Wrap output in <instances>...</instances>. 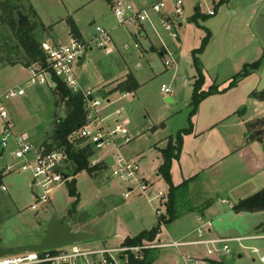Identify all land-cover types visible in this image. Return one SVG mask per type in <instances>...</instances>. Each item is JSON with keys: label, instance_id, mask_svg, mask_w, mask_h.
<instances>
[{"label": "rangeland", "instance_id": "obj_1", "mask_svg": "<svg viewBox=\"0 0 264 264\" xmlns=\"http://www.w3.org/2000/svg\"><path fill=\"white\" fill-rule=\"evenodd\" d=\"M133 1L138 7H144L155 0ZM165 2L168 13H171L172 0ZM183 2V13L173 19L172 32L159 27V33L167 37L163 42L170 53L164 56V49L154 48L157 52H152L147 48L142 37L136 39L134 34L138 32L140 26L120 24L111 4L105 0H0V95L18 87L24 88L28 94L8 101L5 107L9 117L5 120L0 118V138L3 134L8 136L7 147L3 148L0 142V171L3 172L8 167L12 168L10 173L4 174L2 181L8 192L0 189L2 245H16L40 239L54 216L61 220L70 218V224L76 232L93 234L94 237L88 243L95 242V245H107L112 248L123 244L130 228L133 231L141 229L140 222L146 223L142 224L146 229L157 225V210L163 209L167 194L166 182L158 176L157 171L163 161L162 156L156 150L148 149L144 138L135 139L133 133L135 130L143 129L150 119H156L165 112V109H170L166 112L173 115L168 123L172 132L175 133L185 126V108L191 102L197 75L193 52L201 48L207 30L212 36L205 49L207 52L205 60H202V55L199 58L202 69L204 65L212 67L219 63L213 70L224 78L231 75L230 73L233 76L240 73L244 61L250 64L262 58L261 69L255 72L254 77L251 75L245 77L248 81L239 92L243 93L242 96L246 95L253 91L260 81L261 89L264 88V44L255 30V21L260 17L259 15H264V0H234L231 5L220 6L218 9H216L218 0H183ZM11 4L15 5V9L16 6L23 8L24 14L29 17L33 26L30 36L41 47L45 43L51 45V42H57V39L63 44H56L55 47L67 45L70 37L73 38L71 34L69 36L67 19L72 18L77 22L83 34L78 40L86 46V51L83 53L84 64L75 67V75L83 88H91L99 97L107 99L108 90H116L126 79L124 77L127 73L128 75L132 73L138 78L142 87L131 93L129 97H125L126 99L121 98L118 103L116 100L115 102L111 100L112 105L105 113L121 107L124 109V118L131 121V126L128 127L131 143L121 148L124 157H130L126 155L130 148L138 145L144 148L146 145L144 157L132 159L140 165L139 179L149 184L144 195L136 191L125 198L124 194L128 192L130 186L111 176L110 167L113 163L111 154L99 152L95 154V158L104 161L107 168L103 171L95 172L94 175L84 171L74 177L73 170L68 168L73 176L72 181L76 179V197L70 194V189L66 186H60L51 192L48 204L37 202L36 195L30 188V174L17 169L21 161L14 155L16 151L14 137L27 134L36 147H46L47 150L51 144L52 148L56 147L52 139L56 121L64 119L69 108L54 89L34 86L30 83V68L37 63L33 64L30 61L16 36V24H14L16 10L11 9ZM196 9L200 10L201 15L208 16L215 12L217 16H211L206 20L202 17L196 18ZM233 9L237 10L235 15L230 13ZM156 16L152 15L154 18ZM250 17L255 20L247 29L246 22ZM92 22L95 24L90 27L89 24ZM96 26L110 31L117 44L111 53L94 44ZM143 26L147 35L155 39L150 26L147 23ZM136 43L140 45L139 49L134 48ZM123 44H128L130 49H122ZM161 46V43L157 44V47ZM143 47L147 49V53H143ZM225 55L226 60L218 62ZM166 61H171L172 65L167 67ZM138 62L141 63V67L137 66ZM230 64L237 65L232 72ZM163 85L172 89V97L178 102L177 105L165 102L166 95L161 91ZM115 98L116 96L111 97V99ZM118 140L122 138L119 137ZM93 160L92 157L91 164ZM160 192L164 198L157 197ZM200 200L196 198L194 201H183L179 210L186 212L187 209H192L195 215L200 212L199 207L203 204V200ZM133 202H136L141 210L129 206ZM233 203L230 198L225 205L215 199L213 211L222 212L223 216L212 225L223 238L241 240L229 243L231 256L220 255L210 264H261L259 257L264 254V238L252 237H264V229L258 230V227L264 223V212L236 215L229 210ZM74 205L75 212L70 214ZM32 206H36V209H32ZM177 226L178 223L167 228L163 226L156 241L170 242L167 230ZM254 249L260 253H252ZM180 251L184 255L205 256L204 247H184ZM153 254L156 258L159 252L156 250Z\"/></svg>", "mask_w": 264, "mask_h": 264}, {"label": "built area", "instance_id": "obj_2", "mask_svg": "<svg viewBox=\"0 0 264 264\" xmlns=\"http://www.w3.org/2000/svg\"><path fill=\"white\" fill-rule=\"evenodd\" d=\"M172 2L171 13L167 11L165 0H155L144 7H138L133 0H112L111 7L120 24L138 25L141 27L143 24L148 23L156 30L152 15H157L162 27L166 31L172 32L173 19L181 16L184 8L183 0H172ZM210 15H215V12ZM95 31L94 44L96 47L111 53L117 46L110 31L101 26H96ZM134 48L139 49L140 45L136 43ZM122 49L129 50L130 46L124 44ZM165 50L166 54H170L166 47ZM44 51L45 64L37 63V65L30 68V83L34 86L55 89L57 87L56 79H58L72 93L81 94L84 98L87 122L77 132L76 137L83 140L86 144H90L95 154L99 152H105L106 155L108 153L111 154L113 161L110 167L111 176L130 186L128 192L124 194L125 198H128L129 195L136 191L144 195L149 188V184L147 181L139 179L140 165L138 162L121 154L122 144L118 143L117 140L118 137H121L124 144L131 142L128 122L124 118V109L120 107L109 114L105 113L106 109L112 105V102L102 99L91 89L83 88L75 75V67H78V63L86 51V46L79 40L70 38V42L67 45L58 47L44 46ZM165 64L168 67L172 65V62L166 61ZM161 91L166 97H171L173 94L172 89L165 85L162 86ZM25 96L26 91L22 87L11 89L1 94L0 118L5 120L9 117L5 107L8 101ZM128 96L129 94H125L122 98ZM0 142L3 148L7 147L8 136L3 134ZM14 144L16 146L14 155L16 159L21 161L17 169L30 174V188L35 193L39 204H48L50 202V194L54 189L66 186L67 182L71 183L73 176L68 171V156L63 148L47 150L46 147H36L27 134L14 137ZM95 154L92 165L103 164L104 161L95 158ZM11 169L8 167L4 170L5 174L10 173ZM0 189L8 192L5 185H2ZM157 197L164 198V195L160 192ZM163 206V209L157 210L158 218L167 215L165 204ZM32 209L35 210L36 206H32ZM199 221L203 223L196 229V237L194 239L172 240L170 242L155 241L141 246L121 245L117 248L82 242L43 251L4 256L0 258V264H129L131 256H134L135 259H140L145 250H180L184 247H204L205 250L204 257L190 254L184 255V260L188 264H210L211 261H215L216 257L220 255L231 256L232 252L229 243L241 239L212 237L209 235L213 227L212 222L205 221L202 216L199 217ZM252 238L260 239L264 237ZM252 253L259 254L260 252L254 249ZM259 261L264 264V254L260 255Z\"/></svg>", "mask_w": 264, "mask_h": 264}, {"label": "crops", "instance_id": "obj_3", "mask_svg": "<svg viewBox=\"0 0 264 264\" xmlns=\"http://www.w3.org/2000/svg\"><path fill=\"white\" fill-rule=\"evenodd\" d=\"M233 1L234 0H226V3L222 6H229ZM33 10L35 11V9ZM197 12H200V10L196 9V13ZM236 12V9L230 10V13L232 15H235ZM215 16H217V13L215 14ZM254 20L255 18L250 17V19L246 22L247 29L251 27ZM153 22L156 26V30H154L150 24H147L150 26L151 30H153L155 39L147 35L143 25L134 35L136 39L142 37L147 45V48L152 52H157L156 50L154 51L153 48H162L166 52V45L164 44L163 39L167 37L166 35L164 36L163 33H159V27H162V25L158 16H156L155 18L153 17ZM94 24L95 22H92L89 24V26L92 27L94 26ZM180 26L182 25L180 24ZM141 30H144V32H141ZM158 43H161L162 46L157 47ZM56 44L59 45L63 43H61L57 39V42H51V45L46 43L43 44L42 49H44V46L55 47ZM144 52L147 53V49H144L143 47V53ZM159 53L161 54V56H163V53L161 51H159ZM165 55L166 53L164 54V56ZM206 55L207 52H204L201 56L203 57L202 60H205ZM226 58L227 56L225 55L224 57H221L218 62L226 60ZM84 62L85 55H83V57L79 61L78 67L82 66ZM244 62L242 63V65L247 64L246 61ZM216 65L218 66L219 63ZM216 65H213L212 67L211 65H204V91H208L211 85L219 86V90L221 91L223 88H226L228 86V83L233 77L232 73H230L231 75H227V77L221 78L220 75L213 70V68H216ZM137 66L141 67L142 65L140 62H138ZM236 66L237 65L230 64L229 67L231 68V72L232 70H235L234 68H236ZM255 74L256 73H252L251 76L254 77ZM127 75L128 73L124 78H126ZM134 77L139 84V88L142 87V84L139 82L138 78L136 76ZM246 81H248V79H242L240 84L235 88L229 89L226 92L215 93L205 98L200 103L197 113L192 118L193 129L191 133L184 135L180 157L173 160L170 171L172 184L175 187L174 198L176 216L173 222L165 225L164 227L167 228L174 223H178V226L176 228L167 230L168 238L171 241L194 239L196 237L195 231L201 223L199 221L200 215L204 218L205 221H210L212 222V224L216 220L221 219V217L223 216L222 212L213 211V208L215 207V199L220 200L224 205L227 204L229 198L233 200L234 203L229 208V210L234 212L233 208L239 201L246 199L264 189V136L261 140H253L251 139V134L248 130L249 123L264 118V100L253 96L255 92H264V88L261 89L260 81L253 91H250L246 95L242 96L243 93H240L239 91L244 87L243 85H245ZM125 94H129L130 96L131 93H121L110 89L107 92L108 98L104 100L108 102H112L111 100L115 102L116 100V102L118 103ZM26 95H28L27 92ZM114 96H116V98L111 99V97ZM173 99V104L177 105L178 102L175 98ZM191 102L185 108V126L175 133L174 131L172 132L168 125L173 116L170 115V113H167L168 111H170V109H165V112L167 110L166 113L164 112L160 114L156 119H150L148 123H146V125L143 127V129L135 130L133 133L135 135V139L144 138L148 149H154L162 156L163 161L157 170L158 176L160 178H162V176L159 173V169L164 162L162 152L167 148L170 140H174L177 137L179 132L190 128L189 117L192 111ZM113 111L107 112V114ZM127 122L128 127L131 126V121L129 119H127ZM118 143L122 144V147L125 145L123 139L120 141L118 140ZM146 145L144 148H146ZM144 148H140L138 145L127 150L126 155L130 156L128 159L132 160L136 157H144V154L146 153V150ZM166 185L167 194L165 202L167 201L169 193V185L167 183ZM196 198H199V200L201 198V200H203V204L201 202L202 205L201 207H199V213H195L194 215V213L191 211L192 209H187L186 212H182L179 210V206H182L183 201H194ZM135 203L136 202H133L129 204V206L132 205V207H134L135 209L141 210L140 206ZM244 214L246 213L236 215ZM140 223L141 229H138L139 231H133L132 228H130L132 231L129 229V235L126 237V239L134 238L143 231H151L155 227L152 226L149 229H146V227L142 225L146 223ZM212 228L209 232L210 236L223 237L214 230V226ZM43 236L44 234L42 235V237ZM41 238L36 241H27L25 243H19L16 245L3 246L11 247L26 244H35L38 243ZM126 239H124V241ZM105 246L108 247L107 245ZM157 251L159 252V254L156 256L153 264H188L184 260V253L180 250L165 249Z\"/></svg>", "mask_w": 264, "mask_h": 264}, {"label": "trees", "instance_id": "obj_4", "mask_svg": "<svg viewBox=\"0 0 264 264\" xmlns=\"http://www.w3.org/2000/svg\"><path fill=\"white\" fill-rule=\"evenodd\" d=\"M108 4H111L112 0H105ZM226 0H219L216 5V9L224 5ZM11 9L15 11V5H10ZM214 15H201L200 12L196 13V18L202 17L203 20L208 19ZM197 20V19H195ZM16 24V36L20 40L22 47L24 48L30 61L44 65L45 60L43 59L44 51L41 46L36 44L31 38L30 34L33 31V26L25 31L18 33L17 32V22ZM67 25L70 31V34L75 39H80L82 37L81 31L74 21V19H67ZM211 32L207 30V35L203 40L201 48L193 52L194 66L196 68V78L194 83V90L192 94L191 107L192 111L189 117L190 128L183 130L178 133L177 137L173 140L171 139L167 148L162 152L164 162L159 169V173L165 182L169 185V193L167 201L164 203L166 207L167 215L161 218H158L157 225L151 231H143L138 236L134 238H127L123 246H141L145 243H152L157 240V237L161 231L162 226L168 225L174 221L176 216L175 210V198L174 191L175 187L172 184L171 180V166L173 160L178 159L181 154L183 146L184 135L191 133L193 129L192 118L197 113L200 103L210 95L219 92H226L229 89L234 88L239 81L245 77L251 75L252 73L257 72L261 69L263 59H259L253 63L245 64L242 71L237 75L233 76L228 86L219 90V86H211L208 91L203 90L205 84V74L200 64V56L203 55L205 49L211 39ZM154 49V48H153ZM155 51V49H154ZM29 66V63H28ZM31 67V65L29 66ZM57 87L54 89L57 94L61 96L63 101L67 104L69 111L64 119H58L56 121V126L53 131L52 139L55 143L54 148L52 144L47 148L49 150L63 148L68 156V162L70 163L68 168L73 170V176L76 177L77 174L81 172H88L90 175H94L95 172L103 171L107 166L103 163L97 166H92L91 158L94 156L95 151L90 144H86L83 140L76 137L77 132L86 125L87 122V113L84 106V98L81 94H74L70 89L60 80L56 79ZM139 84L135 77L132 74H129L126 79L121 82L117 89L114 91H119L121 93H132L138 90ZM254 97L264 100V92L254 93ZM248 130L251 134V139L261 140L264 136V118L260 120L253 121L248 124ZM1 156V152H0ZM69 170V169H68ZM72 173V172H71ZM5 171H0V188L2 186V181L4 178ZM70 194L72 196H77L76 191V179L71 182ZM76 205V203H75ZM75 205L70 210V214L75 212ZM233 211L236 214L242 213H258L264 212V189L258 193L239 201L233 208ZM1 224V223H0ZM264 229V223L258 227V230ZM156 250H145L142 253V258L135 259L134 256L130 257L129 264H153L155 257L153 253Z\"/></svg>", "mask_w": 264, "mask_h": 264}, {"label": "water", "instance_id": "obj_5", "mask_svg": "<svg viewBox=\"0 0 264 264\" xmlns=\"http://www.w3.org/2000/svg\"><path fill=\"white\" fill-rule=\"evenodd\" d=\"M16 22L17 32H25L32 27V23L28 16L23 12V8L16 6ZM255 30L264 44V16H260L255 21ZM45 60V56H43ZM165 102L173 104L174 99L172 97L165 98ZM66 187L70 189L71 183L67 182ZM71 219H59L56 216L52 218L49 224H47L46 233L38 243L26 244L19 246L5 247L0 241V258L10 255H19L27 252L43 251L48 249H54L59 247L70 246L82 242H88L94 235L91 233H80L73 230L70 224ZM241 257V256H239Z\"/></svg>", "mask_w": 264, "mask_h": 264}]
</instances>
